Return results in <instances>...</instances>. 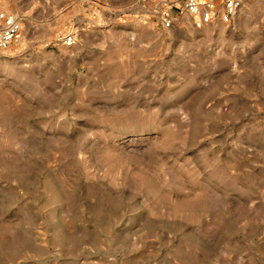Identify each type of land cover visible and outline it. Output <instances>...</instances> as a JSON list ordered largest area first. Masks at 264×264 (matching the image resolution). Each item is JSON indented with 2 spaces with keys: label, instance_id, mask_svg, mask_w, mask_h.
Returning <instances> with one entry per match:
<instances>
[{
  "label": "rangeland",
  "instance_id": "obj_1",
  "mask_svg": "<svg viewBox=\"0 0 264 264\" xmlns=\"http://www.w3.org/2000/svg\"><path fill=\"white\" fill-rule=\"evenodd\" d=\"M244 3L165 31L137 0H0L23 21L0 264H264V0Z\"/></svg>",
  "mask_w": 264,
  "mask_h": 264
},
{
  "label": "built area",
  "instance_id": "obj_2",
  "mask_svg": "<svg viewBox=\"0 0 264 264\" xmlns=\"http://www.w3.org/2000/svg\"><path fill=\"white\" fill-rule=\"evenodd\" d=\"M244 0H137L156 27L169 31L188 21L198 27L223 24L232 26L243 8ZM23 32L22 18L7 10L0 11V54L17 43ZM66 46L75 44V36L64 37Z\"/></svg>",
  "mask_w": 264,
  "mask_h": 264
},
{
  "label": "bare ground",
  "instance_id": "obj_3",
  "mask_svg": "<svg viewBox=\"0 0 264 264\" xmlns=\"http://www.w3.org/2000/svg\"><path fill=\"white\" fill-rule=\"evenodd\" d=\"M244 5H245V3L243 4V9H244ZM243 9H242L241 11H243ZM142 18H143V19H146L145 16H142ZM149 20L152 21L151 18H149ZM152 22H153V21H152ZM153 23H154V22H153Z\"/></svg>",
  "mask_w": 264,
  "mask_h": 264
}]
</instances>
